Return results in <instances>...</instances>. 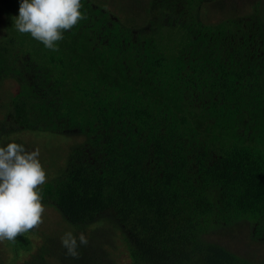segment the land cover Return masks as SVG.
Instances as JSON below:
<instances>
[{"label": "trees", "instance_id": "obj_1", "mask_svg": "<svg viewBox=\"0 0 264 264\" xmlns=\"http://www.w3.org/2000/svg\"><path fill=\"white\" fill-rule=\"evenodd\" d=\"M205 1L226 2L134 0L122 18L82 0L86 19L52 51L14 27L21 0H0V84H18L0 143L82 137L42 202L73 228L107 225L129 264H264L209 239L246 222L264 242V9L212 23ZM88 241L78 258L34 251L29 233L10 246L28 253L18 264H102Z\"/></svg>", "mask_w": 264, "mask_h": 264}, {"label": "rangeland", "instance_id": "obj_2", "mask_svg": "<svg viewBox=\"0 0 264 264\" xmlns=\"http://www.w3.org/2000/svg\"><path fill=\"white\" fill-rule=\"evenodd\" d=\"M101 1L106 2L107 7L122 18L127 15V12L132 14L130 6L134 3V0ZM225 1L222 7L217 6L214 2L205 1L202 5L204 20L216 23L230 15L248 14L253 9V3L257 0H238L234 7L230 4L231 0ZM259 1L264 9V0ZM4 19V12L0 10V34L6 28ZM17 86L18 84L13 78H7L0 84V123L8 107L6 104L12 93L17 90ZM16 138L20 139V142L29 151L36 148L40 149V159L47 170V180L59 173L60 169L64 167L72 144L82 140V137H71L44 131H26L17 135ZM7 143H9L8 140H3L0 146H6ZM44 206L46 210L43 214V223L28 232L34 243V251L45 243H49L53 248H58L62 245V236L71 231L76 236H79L80 233H84L87 238L92 236L93 248L91 252L95 250L93 256L102 264H110L113 260H116L117 264H129L124 245L117 235L109 237L110 231L107 225H95L87 230L73 228L56 208L46 204ZM209 239L217 241L236 254L250 260L260 261L264 259V242L252 237L251 227L246 222L236 224L225 231H216L209 235ZM27 257L28 253H23L16 260L10 241L0 242V262L18 264ZM57 257L53 255L50 264H60Z\"/></svg>", "mask_w": 264, "mask_h": 264}, {"label": "clouds", "instance_id": "obj_3", "mask_svg": "<svg viewBox=\"0 0 264 264\" xmlns=\"http://www.w3.org/2000/svg\"><path fill=\"white\" fill-rule=\"evenodd\" d=\"M82 9V0H21L14 27L56 51L64 33L86 19ZM46 182L39 148L29 151L15 141L0 146V242L15 241L43 223L42 186ZM61 243L68 256L78 258L79 247L89 241L84 233L77 237L68 231Z\"/></svg>", "mask_w": 264, "mask_h": 264}]
</instances>
